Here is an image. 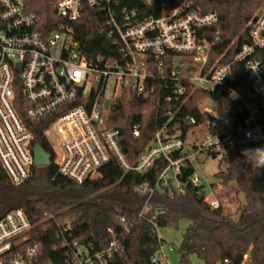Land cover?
Here are the masks:
<instances>
[{
  "label": "built area",
  "instance_id": "built-area-1",
  "mask_svg": "<svg viewBox=\"0 0 264 264\" xmlns=\"http://www.w3.org/2000/svg\"><path fill=\"white\" fill-rule=\"evenodd\" d=\"M85 5L106 15L114 56H89L77 39L73 23ZM53 6L58 22L46 29L26 0H0V162L13 184L25 182L35 165L33 123L41 124L59 173L77 183L97 177L112 160L126 171L144 173L166 159L153 187L136 188L150 194L176 181L187 159L195 167L192 183L201 184L197 167L205 157L221 155L231 136V124L218 113L219 98L244 114L238 142L264 148V6L249 21L248 40L234 55L232 43L220 51L219 34L203 30L218 23V13L202 12L194 0H175L169 9L162 5L159 16H140L119 0H57ZM158 89L165 119L133 165L122 149L120 129L109 126L112 111L122 98L147 99ZM200 93L201 119L186 113ZM131 133L139 137L141 125L134 124ZM204 196L219 205L215 193L212 201ZM121 224L129 232L125 218ZM159 231L156 227L158 236ZM55 236L53 249L62 264H112L123 250L116 235L104 248L87 245L67 221L57 223ZM38 237L22 208L0 215V264H57ZM161 258H166L163 245L152 262L162 264ZM247 260L248 253L240 264Z\"/></svg>",
  "mask_w": 264,
  "mask_h": 264
},
{
  "label": "trees",
  "instance_id": "trees-1",
  "mask_svg": "<svg viewBox=\"0 0 264 264\" xmlns=\"http://www.w3.org/2000/svg\"><path fill=\"white\" fill-rule=\"evenodd\" d=\"M26 1L29 9L38 14L43 28L55 26L58 17L53 5L57 0ZM119 2L128 10L137 9L140 16H159L163 14L161 6L169 9L175 0H155L152 5L143 0ZM194 3L202 12L213 10L218 13V23L203 30L219 34L217 47L220 51L232 43V55L248 40V23L264 6V0H194ZM73 26L89 56L109 58L115 55L108 34L110 25L101 9L85 5L82 17ZM161 96L163 93L158 89L147 99L122 98L113 108L109 126L120 129L122 149L133 165L165 119L158 110ZM204 97L201 93L196 94L186 113L201 119L197 106ZM218 113L222 121L231 124V136L218 156L222 167L214 176L221 183L215 194L219 200L217 207L201 195L205 188L203 183H192L195 167L189 159L182 165L176 181L155 189L152 194L149 189L138 191L136 188L142 183L153 187L167 166L166 159H158L144 173L126 171L112 160L100 169L97 177L77 183L59 173L53 161V149L41 136V124L33 123L34 143H40L51 153V163L33 165L30 177L15 185L0 162V215L22 208L38 231V239L47 256L57 264H62L59 250L53 249L58 222H70L74 233L97 249L106 247L114 235L121 238L123 250L115 255L112 264H161L152 262L153 255L164 243L156 227L178 228L183 220L189 223L181 244L182 257L194 254L202 264H240L243 255L248 253L247 264H264V166L250 162L254 154L245 153L262 147L256 143L238 142L241 134L237 126L244 114L237 112L231 101L219 98ZM136 123L141 125L139 137L131 133ZM178 156V152L173 153L174 158ZM212 156L216 158L217 154ZM237 195L241 200L235 204ZM122 218L126 219L129 232L121 224ZM225 259L229 263H225Z\"/></svg>",
  "mask_w": 264,
  "mask_h": 264
},
{
  "label": "rangeland",
  "instance_id": "rangeland-1",
  "mask_svg": "<svg viewBox=\"0 0 264 264\" xmlns=\"http://www.w3.org/2000/svg\"><path fill=\"white\" fill-rule=\"evenodd\" d=\"M206 103H211L210 100ZM222 167L220 157H205L204 161L197 167V172L200 176L201 183L204 184L206 196L209 200L214 199V193L221 187L215 179V173ZM214 184V187H211ZM231 187H228L230 189ZM214 190V192H213ZM241 200L240 196L237 195L234 199L235 204ZM188 221H181L178 228H163L159 231V236L164 240L163 249L166 254V258H161L162 264H202V260L196 255H186L182 257L181 244L183 235L187 229Z\"/></svg>",
  "mask_w": 264,
  "mask_h": 264
},
{
  "label": "water",
  "instance_id": "water-1",
  "mask_svg": "<svg viewBox=\"0 0 264 264\" xmlns=\"http://www.w3.org/2000/svg\"><path fill=\"white\" fill-rule=\"evenodd\" d=\"M131 100V98H129ZM34 152V164L38 166L49 165L51 163V153H49L40 143H37L33 149ZM205 190L202 191L201 195L204 196Z\"/></svg>",
  "mask_w": 264,
  "mask_h": 264
},
{
  "label": "clouds",
  "instance_id": "clouds-1",
  "mask_svg": "<svg viewBox=\"0 0 264 264\" xmlns=\"http://www.w3.org/2000/svg\"><path fill=\"white\" fill-rule=\"evenodd\" d=\"M253 153L254 159L250 158V162L254 163L258 167L264 166V148L248 150L245 153Z\"/></svg>",
  "mask_w": 264,
  "mask_h": 264
}]
</instances>
